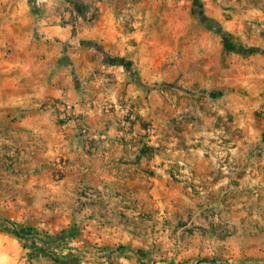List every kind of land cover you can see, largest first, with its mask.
Returning <instances> with one entry per match:
<instances>
[{
    "label": "rangeland",
    "instance_id": "obj_1",
    "mask_svg": "<svg viewBox=\"0 0 264 264\" xmlns=\"http://www.w3.org/2000/svg\"><path fill=\"white\" fill-rule=\"evenodd\" d=\"M193 1L0 0V264H264V0Z\"/></svg>",
    "mask_w": 264,
    "mask_h": 264
},
{
    "label": "crops",
    "instance_id": "obj_2",
    "mask_svg": "<svg viewBox=\"0 0 264 264\" xmlns=\"http://www.w3.org/2000/svg\"><path fill=\"white\" fill-rule=\"evenodd\" d=\"M72 97L70 100L65 101L64 104L73 106L72 112H65L63 108H60L58 113L57 123L52 113L47 111H41L40 113L33 112L31 115L27 114L22 120L21 127L24 131L29 132L34 137H38L40 144L50 143L57 146L56 149L63 156L68 157V151L70 149L71 139L70 136L75 132L77 123L80 122L86 115H91L93 111L89 108L82 106ZM66 116V117H65ZM72 176L71 179H74Z\"/></svg>",
    "mask_w": 264,
    "mask_h": 264
},
{
    "label": "trees",
    "instance_id": "obj_3",
    "mask_svg": "<svg viewBox=\"0 0 264 264\" xmlns=\"http://www.w3.org/2000/svg\"><path fill=\"white\" fill-rule=\"evenodd\" d=\"M193 5H194V13H196V10L199 8V9H203V5H202V2H201V0H194L193 1ZM0 228H1V226H0ZM5 229V231L6 232H9V233H11V234H13V235H15L16 237H18V238H20V239H23L24 238V236H21L20 234H19V232H16V230H13V229H9V228H4ZM66 232H62L61 233V235L60 234H58V235H56L54 238H52V239H56V238H60V236H62V235H64ZM25 239V238H24ZM203 263V262H202ZM206 263V262H205Z\"/></svg>",
    "mask_w": 264,
    "mask_h": 264
},
{
    "label": "built area",
    "instance_id": "obj_4",
    "mask_svg": "<svg viewBox=\"0 0 264 264\" xmlns=\"http://www.w3.org/2000/svg\"><path fill=\"white\" fill-rule=\"evenodd\" d=\"M68 109H70V107H68Z\"/></svg>",
    "mask_w": 264,
    "mask_h": 264
}]
</instances>
